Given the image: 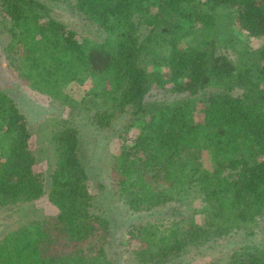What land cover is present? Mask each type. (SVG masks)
<instances>
[{"label":"trees","instance_id":"trees-1","mask_svg":"<svg viewBox=\"0 0 264 264\" xmlns=\"http://www.w3.org/2000/svg\"><path fill=\"white\" fill-rule=\"evenodd\" d=\"M0 34V264H264V0H0ZM27 89L119 122L118 238L79 130L33 131Z\"/></svg>","mask_w":264,"mask_h":264},{"label":"rangeland","instance_id":"rangeland-1","mask_svg":"<svg viewBox=\"0 0 264 264\" xmlns=\"http://www.w3.org/2000/svg\"><path fill=\"white\" fill-rule=\"evenodd\" d=\"M68 17L76 21V18L71 15V13L66 12ZM0 34V52L5 42H2L4 39ZM255 39L251 38L250 42H253ZM0 60L3 58L0 57ZM1 72V66H0ZM68 87V86H67ZM29 96L33 101L25 100L24 102V111L27 113L30 128L35 131L37 130L41 123L46 119L53 116H61V113H64V118L61 120V125H67L70 127H75L79 130L80 137L82 139L84 158L87 163V168L90 174V185L91 190L94 194V207L95 211L105 217H107L113 224L112 237L118 238L117 235H122V225H124L121 220L130 217L131 215H126V209L123 203L118 199L116 194L118 186L117 181L113 179L111 175V168L108 167L112 155L117 149V138L115 136L116 128L119 127L118 123L114 124L109 130H100L97 129L93 124L89 123V113L83 109H73L65 107L64 109H54L50 107V100L45 96H40L39 94L33 93L30 89H27ZM27 92V93H28ZM76 97H81L82 93L79 91H72ZM30 100V101H29ZM67 110V111H66ZM54 127V124L50 127ZM52 130V129H49ZM41 166H44L40 168ZM45 169L46 164H41L37 167V170ZM35 207L37 208L38 213L42 216L47 214L55 213L54 206L48 202L46 197L36 201ZM157 214L150 216V218L156 217ZM6 220V223L11 221V217L7 218L3 216ZM134 219L138 218V215H133ZM5 223V224H6ZM4 228V225L0 227V230ZM122 237V236H121ZM244 241L243 235H235L224 239L221 248L224 250H230L235 245ZM257 242L258 240H254ZM119 249L122 248L121 245L118 246ZM220 252V251H218ZM196 264H206V261L202 260L196 262Z\"/></svg>","mask_w":264,"mask_h":264}]
</instances>
